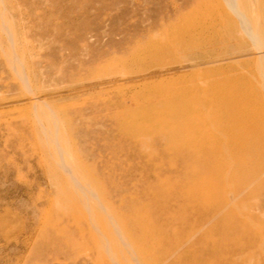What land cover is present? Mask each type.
<instances>
[{"label": "rangeland", "instance_id": "obj_1", "mask_svg": "<svg viewBox=\"0 0 264 264\" xmlns=\"http://www.w3.org/2000/svg\"><path fill=\"white\" fill-rule=\"evenodd\" d=\"M0 264H264V0H0Z\"/></svg>", "mask_w": 264, "mask_h": 264}, {"label": "bare ground", "instance_id": "obj_2", "mask_svg": "<svg viewBox=\"0 0 264 264\" xmlns=\"http://www.w3.org/2000/svg\"><path fill=\"white\" fill-rule=\"evenodd\" d=\"M251 13V12H250ZM248 24V23H247ZM245 28H247V27H245ZM15 55V54H14ZM242 156H244L243 154L242 155H240V157L239 158H241V159H244V158H242ZM251 156H255L254 155V153H252L251 155H250V157ZM238 159V158H237ZM240 160V159H239ZM192 180V179H191ZM195 182V180L193 179V183ZM197 182V181H196ZM196 182H195V184H196Z\"/></svg>", "mask_w": 264, "mask_h": 264}]
</instances>
